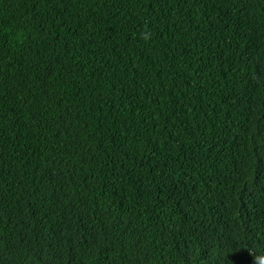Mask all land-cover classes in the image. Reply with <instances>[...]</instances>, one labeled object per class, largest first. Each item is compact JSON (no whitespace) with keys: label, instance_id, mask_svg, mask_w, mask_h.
Segmentation results:
<instances>
[{"label":"trees","instance_id":"1","mask_svg":"<svg viewBox=\"0 0 264 264\" xmlns=\"http://www.w3.org/2000/svg\"><path fill=\"white\" fill-rule=\"evenodd\" d=\"M264 0H0V264H258Z\"/></svg>","mask_w":264,"mask_h":264},{"label":"clouds","instance_id":"2","mask_svg":"<svg viewBox=\"0 0 264 264\" xmlns=\"http://www.w3.org/2000/svg\"><path fill=\"white\" fill-rule=\"evenodd\" d=\"M258 264H264V256L258 258Z\"/></svg>","mask_w":264,"mask_h":264}]
</instances>
